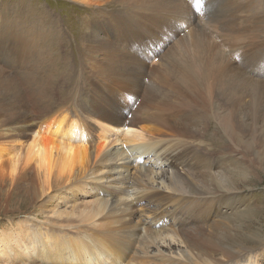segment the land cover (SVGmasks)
<instances>
[{"label":"rangeland","instance_id":"rangeland-1","mask_svg":"<svg viewBox=\"0 0 264 264\" xmlns=\"http://www.w3.org/2000/svg\"><path fill=\"white\" fill-rule=\"evenodd\" d=\"M82 1L84 3L75 0H0L1 122L4 128L29 126L25 129V138L13 140L11 134L6 135L10 146L6 145L5 150H10L13 145L19 149L16 141L26 145L31 140L40 120L36 112L49 109L48 105L60 104L69 115L80 116L83 103L117 100L118 105L125 107H110L108 115L129 119L130 108L126 106L135 100L128 84L145 68L149 71L147 81L154 84L148 86L150 95H146L153 97L148 108L153 117H181L185 113L184 99L197 92L202 94V98L194 96L199 103L205 101L207 104V111L199 120L202 129L194 141V148L199 155L218 161L220 148L229 142V146L237 149L235 154L244 156L246 178L238 185V196L229 201L231 208L224 206L222 212H232L237 207L243 211L250 204L256 205L259 209L254 215L246 212L241 216L240 224L249 223L247 226L253 225V229L260 227L264 237V76L259 80L254 76V72L264 74V56L257 58V54L264 51V21L259 19L264 9L258 11L255 0H179L176 3L179 5L180 34L174 36V32L166 31L146 42L144 36L152 35V26L144 31L134 27L138 31L128 37L115 26L116 18L130 16L128 23L134 26L133 14L158 13L167 10L168 6H160L162 3L158 5L156 0ZM193 9L198 12L196 20L190 16ZM192 60L202 67L193 77L190 75ZM146 96L142 94V97ZM31 120L32 123H28ZM110 140L113 142L111 151L131 147L122 134L112 136ZM165 149L169 150L167 145ZM124 156L129 157L127 153ZM124 164L125 184L119 189L109 187L110 192L120 194L117 200L129 194L141 196L143 190L149 188L162 190L160 184L164 181L170 185V165L156 164L154 156H132L117 163ZM112 165H116L115 161ZM141 167L158 172H149L147 177ZM140 178L143 181H139ZM194 178L208 179L198 175ZM201 183H206L202 185L205 190L210 189L209 180ZM29 190L11 191L10 197L7 190H0V226L7 223L8 216L14 215L13 223L24 219L33 222L39 212L37 221L40 223L48 220L49 223L64 222L52 215L54 210L65 211L67 208L62 199L51 198V191L40 197ZM131 198L129 200L135 197ZM66 199L71 200L70 196ZM93 200L91 196L81 195L71 201L78 202L74 211L78 220L81 210H89ZM140 201L131 218V227L140 222L145 227L167 224L177 228L178 223L172 221L171 213L178 218L181 207L192 206L177 197L168 199L165 204L145 201L141 205ZM115 203L124 205L123 202ZM162 210L169 214L168 220L161 218ZM216 217L221 218L219 215L206 219L207 226L212 225ZM77 219L73 222L77 223ZM171 246L162 245L160 250L165 256L177 253L179 247ZM149 251H152L150 256L158 254L155 248ZM256 252L261 255L260 249L243 252L241 264H247V257L252 260ZM216 258L223 259L221 255ZM258 262L252 263L264 264L263 255Z\"/></svg>","mask_w":264,"mask_h":264},{"label":"bare ground","instance_id":"bare-ground-1","mask_svg":"<svg viewBox=\"0 0 264 264\" xmlns=\"http://www.w3.org/2000/svg\"><path fill=\"white\" fill-rule=\"evenodd\" d=\"M178 1L156 0L158 5L168 6L167 10L130 14L136 21L134 26L128 23L130 16L116 18L115 26H119L120 33L125 31L128 37L138 31L137 27L144 31L152 26V35L144 36L146 42L166 31L179 35ZM254 4L258 11L264 9V0H255ZM195 7L199 9L198 5ZM190 16L196 20L198 12L193 9ZM259 19L264 21V13ZM263 56L264 51L257 54L258 59ZM191 67L192 77L202 70L194 60ZM148 75L149 71L144 68L128 84L135 102L127 103L131 116L127 120L108 115L110 107H125L118 105L117 100H95L90 105L83 103L80 116L68 111L72 116L69 115L60 104L48 105L49 109L36 112L40 120L31 140L26 145L16 141L19 149L13 145L10 150H5L6 145L10 146L6 135L11 134L13 140L25 138L24 132L29 126L4 128L0 117V190H7L9 197L13 194L11 191L30 189L40 197L51 191V198L62 199V204L67 206L65 211H53L52 215L57 219H64L60 223L38 222L40 212L39 216L34 214L33 222L24 219L13 223L16 216H8L7 223L0 226V264H241L243 252L260 249L264 256L262 229H253V225L247 226L249 223L240 224L243 214L250 212V216L254 215L259 208L250 204L243 211L237 207L231 213L222 212L224 206L231 208L229 201L238 196V185L246 178L244 156L235 154L237 149L229 146V142L220 148L218 161L198 154L194 141L202 129L199 120L207 111L206 102L199 103L198 98H194L195 95L202 98L200 92L184 99L185 113L181 117H153L148 110L153 97L146 95H150L148 86L154 84L147 81ZM262 75L254 72L256 80ZM118 134H122L131 147L111 151L113 142L110 139ZM166 145L169 150L165 149ZM125 153L129 157H125ZM138 155L154 156L159 165L168 163L170 185L164 181L160 184L162 190L149 188L143 190L141 196L131 194L134 199L129 194L117 200L120 194L110 192L109 187L119 189L127 178L126 164L120 166L117 163ZM143 170L147 177L149 172H158L141 167ZM194 175L208 179L197 180ZM207 180L210 182L208 191L202 186L206 183H201ZM81 195L91 196L94 200L89 210H81V219L78 220L74 213L78 202L71 201ZM67 196L71 200L66 199ZM174 197L192 204L190 208L181 207L178 218L171 213L170 218L178 223L177 228L167 224L145 227L140 222L131 227V218L141 199V205L145 201L165 204ZM115 206L119 208L115 209ZM165 211L160 212L161 218L168 220L169 214ZM219 215L220 219L216 217L213 224L207 226L206 219ZM73 219H77V223ZM113 224L117 226L113 227ZM173 244L179 247L178 252L165 256L161 246L172 247ZM150 248H155L158 254L150 256ZM256 254L252 260L247 257V264L259 263L261 255ZM216 255L223 259H217Z\"/></svg>","mask_w":264,"mask_h":264}]
</instances>
